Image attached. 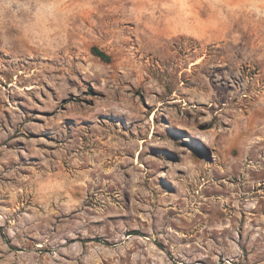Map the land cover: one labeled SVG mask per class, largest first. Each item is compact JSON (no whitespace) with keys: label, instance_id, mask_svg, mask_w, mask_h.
<instances>
[{"label":"rangeland","instance_id":"obj_1","mask_svg":"<svg viewBox=\"0 0 264 264\" xmlns=\"http://www.w3.org/2000/svg\"><path fill=\"white\" fill-rule=\"evenodd\" d=\"M0 264H264V0H0Z\"/></svg>","mask_w":264,"mask_h":264},{"label":"trees","instance_id":"obj_2","mask_svg":"<svg viewBox=\"0 0 264 264\" xmlns=\"http://www.w3.org/2000/svg\"><path fill=\"white\" fill-rule=\"evenodd\" d=\"M96 56L100 57L103 60H107V56L102 52H96Z\"/></svg>","mask_w":264,"mask_h":264}]
</instances>
